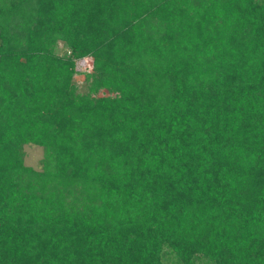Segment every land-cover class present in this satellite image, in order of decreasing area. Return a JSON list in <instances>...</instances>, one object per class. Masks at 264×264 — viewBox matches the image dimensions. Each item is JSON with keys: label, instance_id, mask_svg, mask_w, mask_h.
Instances as JSON below:
<instances>
[{"label": "trees", "instance_id": "1", "mask_svg": "<svg viewBox=\"0 0 264 264\" xmlns=\"http://www.w3.org/2000/svg\"><path fill=\"white\" fill-rule=\"evenodd\" d=\"M0 264H264V0H0Z\"/></svg>", "mask_w": 264, "mask_h": 264}, {"label": "rangeland", "instance_id": "2", "mask_svg": "<svg viewBox=\"0 0 264 264\" xmlns=\"http://www.w3.org/2000/svg\"><path fill=\"white\" fill-rule=\"evenodd\" d=\"M60 51L63 52V44L60 45ZM92 61L93 59L88 57L83 61L78 62V69L81 72H88L92 70ZM85 75L84 73L78 72L75 75V81L79 84H83ZM25 150V163L29 166L34 167L35 169L42 168V159L44 157V149L43 147L35 144H26L24 146Z\"/></svg>", "mask_w": 264, "mask_h": 264}]
</instances>
